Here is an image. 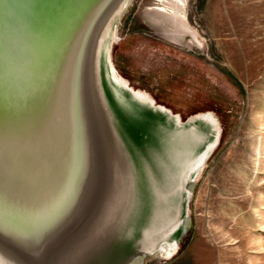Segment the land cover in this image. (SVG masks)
<instances>
[{"label":"water","instance_id":"95a60500","mask_svg":"<svg viewBox=\"0 0 264 264\" xmlns=\"http://www.w3.org/2000/svg\"><path fill=\"white\" fill-rule=\"evenodd\" d=\"M131 2L0 0V264H145L189 231L221 133L117 80Z\"/></svg>","mask_w":264,"mask_h":264},{"label":"rangeland","instance_id":"374dc122","mask_svg":"<svg viewBox=\"0 0 264 264\" xmlns=\"http://www.w3.org/2000/svg\"><path fill=\"white\" fill-rule=\"evenodd\" d=\"M181 4L176 14L158 0H132L111 49L132 87L183 120L212 112L215 125L202 127L221 133L178 252H156L145 264H264V0ZM174 20L185 33L173 31Z\"/></svg>","mask_w":264,"mask_h":264},{"label":"bare ground","instance_id":"6f19581e","mask_svg":"<svg viewBox=\"0 0 264 264\" xmlns=\"http://www.w3.org/2000/svg\"><path fill=\"white\" fill-rule=\"evenodd\" d=\"M159 2H160V4L161 5H163V6H170L171 7V5L172 6H174L175 7V10H177L178 8L179 9H181V7H182V4H181V0H158ZM174 10V12L176 13V14H178L179 12H178V10L177 11H175ZM162 11H164V10H162ZM155 16V17H154ZM152 18H156L157 20V22H161V20H159L157 17H158V14L157 15H154ZM154 20V19H153ZM175 22V26H174V29H173V31H175V32H177V34L179 33V32H184L185 31V29L186 28H184V27H182V26H180L179 25V22L178 21H176V20H174V21H171V24L172 23H174ZM189 31V30H188ZM187 32V31H186ZM185 33V32H184ZM189 33H190V31H189ZM193 33V32H192ZM183 34V33H182ZM192 36H193V34H192ZM113 70H114V72H115V76H116V78H117V80L120 82V83H123L124 85L126 84H128V82L119 74V72L117 71V69H116V67L114 66V64H113ZM130 86V85H129ZM137 94H138V96L140 97V99L141 100H143V101H146V100H152V99H150V97H148V93L147 92H144V91H141V90H138L137 91ZM153 101V100H152ZM154 102V101H153ZM202 118H206V119H210L211 120V117L210 116H206V117H202ZM207 156H209V154L207 155ZM205 157V155H202V157H201V160H203V158ZM202 165L205 167V165H206V161L204 160L203 162H202ZM204 169V168H203ZM201 170H202V167H200V169H199V173H201ZM203 171V170H202ZM179 245H177L176 243H172V244H170V245H165L164 247H163V250H165L166 251V253H167V258H171V257H173L177 252H178V250H179Z\"/></svg>","mask_w":264,"mask_h":264}]
</instances>
